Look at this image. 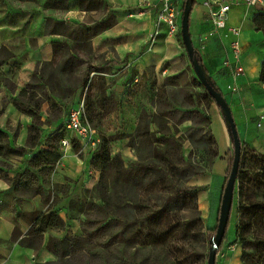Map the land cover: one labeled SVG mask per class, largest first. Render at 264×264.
Returning a JSON list of instances; mask_svg holds the SVG:
<instances>
[{
  "label": "crops",
  "instance_id": "obj_1",
  "mask_svg": "<svg viewBox=\"0 0 264 264\" xmlns=\"http://www.w3.org/2000/svg\"><path fill=\"white\" fill-rule=\"evenodd\" d=\"M27 1L30 0H0V46L6 45L15 55L0 68V72L14 82V87L9 88L0 80V128L7 134L6 151L0 153V264H35L55 260L56 255L47 247L49 237H62L78 228L77 218L69 216V203L61 197V188H75L77 184L91 187L98 182V173L88 153L82 151L83 156H80L73 144L61 145V137L68 135L58 129L65 112L51 118L49 103L43 101L37 114L41 122L39 135L35 143H31L33 116L14 104L16 95L30 79L37 63L50 61L55 45L64 41L66 33L57 28V21L72 28L80 22H96L109 12L124 13L121 22L107 25L90 37L94 59L91 63L98 66L93 73L106 75V100L113 101L114 107L102 111L101 123L93 126L99 133H114L115 137L108 142L121 146L116 151H122L132 136L127 121L133 122V130L137 127V110L144 109L154 117L149 121V129L155 135L180 137L185 152L192 147L188 134L193 129L192 117L186 115L174 119L162 114L164 128L167 129L164 130L156 120L160 114L158 103L179 108L187 114L194 109L206 116L201 132L204 128L211 132L216 154L208 165L189 176L187 184L196 187V208L203 218L207 216L208 219L210 191H215L222 184L228 157L232 153V138L224 115L215 102L210 103L205 114L206 109L196 104L189 91L183 90L188 99H174L176 91L180 92L178 88L187 86L175 82L180 75L177 62L180 44L176 35L167 34L166 26L162 24L157 37L150 42V34L155 28L154 10L141 6L138 0H94L100 6L73 3L55 6L54 11L41 10L40 6L27 7ZM184 1L179 0L181 9ZM11 2L23 4L11 7ZM115 6L120 10H115ZM178 22L180 24V18ZM227 25L237 26L238 32L232 33L225 27L214 28L209 18V7L203 0H195L189 13V33L200 53L204 72L223 93L240 141L244 143L242 148L251 147L264 155V83L259 79L264 60V46L260 45L264 41V6L233 4L228 11ZM202 35H206L203 44L200 41ZM233 39L238 40L241 50L238 62L233 60L230 52ZM14 61L18 63L17 67L13 65ZM239 63L243 71L235 74V66ZM228 85H234L235 89ZM80 101L71 104L76 106ZM41 149L57 153L58 159L54 162L41 160V165L34 166L31 159ZM54 186L56 189L53 190ZM53 194L55 201L49 197ZM53 210L62 218V226L48 227L41 232L29 231L33 223L29 213ZM232 213L233 209L231 217ZM37 228L38 224H35L33 229ZM20 239L29 243L24 244ZM216 264H226V261L218 262L216 257Z\"/></svg>",
  "mask_w": 264,
  "mask_h": 264
},
{
  "label": "rangeland",
  "instance_id": "obj_2",
  "mask_svg": "<svg viewBox=\"0 0 264 264\" xmlns=\"http://www.w3.org/2000/svg\"><path fill=\"white\" fill-rule=\"evenodd\" d=\"M73 3L100 6L94 0H30L25 5L54 11L55 6ZM15 4L23 3H9L11 7ZM114 9L120 10L116 6ZM123 15L109 12L96 22H80L72 28L57 23V28L65 32L66 37L55 45L53 58L38 63L36 72L29 79L30 91L37 92L39 97L51 98L57 105L52 109L49 106L51 118L62 116L73 105L71 103L83 100L90 122L98 126L102 111L113 106V101L106 100V75L93 73L98 66L91 63L94 59L90 37L107 25L121 22ZM176 38L180 44L177 54L180 75L175 82L187 86L178 88L180 92L176 91L174 99L181 100L185 97L183 90L189 91L207 114L211 101L193 74L179 32ZM260 45L264 46V41ZM157 109L160 114L156 120L164 130L167 129L162 114L174 119L186 115L192 117L193 129L188 133L192 139L191 149L184 151L180 137L155 135L149 129V121L154 117L144 109L137 110L135 130L132 129L133 122L127 121L132 136L128 145L122 147L123 152L116 151L120 145L108 142L111 156L119 155L123 166H119L115 159L102 169L92 164L98 180L101 176L96 185L83 187L77 184L75 188H61V197L70 205V214L78 220L76 233L81 235V242L73 248L77 252L58 258V264H206L210 238L205 235V227L209 220L197 210L194 189L187 183L193 171H199L202 165L210 162L204 146L206 138H211V132L205 128L201 132V125L207 119L194 109L187 114L179 108L159 103ZM100 136L106 141L115 137L114 133H101ZM73 147L83 156L76 142ZM245 153L243 166L251 180L247 195L252 200L264 201V185L257 187L256 184V179H264L258 171L260 166L250 162L247 147ZM214 186L215 182L212 188ZM49 197L53 201L56 199L54 194ZM237 202L235 196L223 248L218 254L216 252L217 261L264 264V212L255 210L251 216L243 214ZM211 224L216 225V222L212 219Z\"/></svg>",
  "mask_w": 264,
  "mask_h": 264
},
{
  "label": "trees",
  "instance_id": "obj_3",
  "mask_svg": "<svg viewBox=\"0 0 264 264\" xmlns=\"http://www.w3.org/2000/svg\"><path fill=\"white\" fill-rule=\"evenodd\" d=\"M194 3H195V0H192L191 9H192V6L194 5ZM183 4H182V9H183ZM88 6H90V5H88ZM58 22L59 21H57V23ZM87 28H89V27H87ZM195 55H196L198 61L202 64V59H201L200 53L198 52V49H196V48H195ZM14 57H15V55L6 47V45L2 44L0 46V68L4 63L7 62V60L13 59ZM43 62H47V61H43ZM13 65L15 67H17L18 63L14 61ZM36 68H37V65L33 69L32 73L36 72ZM11 71L14 73V70H11ZM208 79L214 85V87L217 88L216 85L214 84L213 80L209 77H208ZM259 79L264 83V60L262 63ZM0 80L2 82H4L9 88L14 87V82L12 81V79L10 77L5 76L2 72H0ZM29 84H30V82L28 80L25 83L24 87L16 95V97L14 99V104L20 110L25 111V112H27L33 116V124L31 125V128H30V130H31L30 131V142L35 143L34 142L35 138L38 137V135H39L38 128H39V125L41 123L40 118L37 115L38 111L41 107V103L43 101L47 100L49 102V106L51 109L57 107V105L53 102V100L51 98H49L47 96L39 97L37 95V92L30 91L29 90ZM203 88L205 90V93L209 97L210 101L215 102L214 99L208 94V92L206 91L204 86H203ZM6 137H7L6 132L2 128H0V153H3L6 151V144H5ZM205 142H206V144L204 146V150H206V152L209 154V158L211 160L213 158V156L216 154L214 138L212 136H211V138L208 136L206 138ZM212 142L214 145H212ZM242 146H244L243 142H241L240 163H239V169H238L237 178H236V185H235V189H234L232 204H233L234 198L236 196L238 199V202H237L238 208L242 209L243 214L251 216L254 214L255 210H262L264 212V201L252 200L250 198V196L247 195V193L251 190V188L249 187L251 180L249 179L248 171L243 166L244 160H245L244 155L246 153H245V149L242 148ZM247 148H248V153L251 157L250 162L252 164H258L260 166V167H258V171H260L261 177L264 178V155L256 152L251 147H247ZM58 157H59V155L57 153L51 151V150L41 149L37 154H35L32 157L31 162L34 166H38V165L42 164L41 160L54 162L55 160L58 159ZM90 159H91V163L93 165H96V166L100 167L101 169L103 167H105L113 159H115L117 161V164L119 166H121V167L123 166V162H122L119 155L115 154V155L111 156L108 141L104 140L103 138H102V142H101L99 149L91 156ZM231 160H232V153L228 157L227 169H226V173H225L224 179L222 181V184L220 186H218L215 189V191L214 190L210 191V212H209V217H208V220L210 222L208 221V223L205 227V235L208 238L213 236L215 233L216 225L211 224V223H212V219H213L217 224L218 213H219V204H220V200H221L223 186L225 185V182H226L229 170H230ZM144 166H147V165L144 164ZM203 167H205V165H202L200 170ZM196 172H198V171H193V173H196ZM255 176H257V175H255ZM100 178H101V176H100ZM100 178H99V180H100ZM216 178H217V176H216V174H214L213 179H215V181H216ZM256 180H257V182H256L257 187L264 185V179L260 178V179H256ZM191 187L194 189V192L196 194V187L195 186H191ZM244 198H246V200H244ZM43 199L47 200V197L43 196ZM68 206L70 209L69 204H68ZM231 209H232V205L230 208L229 217H228L227 224L225 227V232H224L223 238H222L217 250H219L221 248V246L223 245V243L226 239V234H227L226 232H227V229H228L230 222H231ZM29 215H30V218L33 220L32 226L29 228V231H31V232H36V231L41 232L42 230H44L48 227H52V226L58 227V226H62L64 223L62 218L57 214L56 210L48 211V212L34 211V212L29 213ZM70 215L71 214L69 213V216ZM242 223L244 225L243 221H242ZM35 224H38V228L36 230L33 229ZM242 237H244V235H242ZM19 241L24 243V244L29 243V241L26 239H20ZM80 242H81V235L76 233V232L67 234V235L62 236V237L50 236L48 241H47V247L56 255V259L45 261L42 263H35V264H58V261H57L58 258L69 257L73 253L77 252V250L74 251L73 248H76V246L79 245ZM209 244H210V241H209ZM215 264H216V258H215Z\"/></svg>",
  "mask_w": 264,
  "mask_h": 264
},
{
  "label": "built area",
  "instance_id": "obj_4",
  "mask_svg": "<svg viewBox=\"0 0 264 264\" xmlns=\"http://www.w3.org/2000/svg\"><path fill=\"white\" fill-rule=\"evenodd\" d=\"M141 6H147L154 10L155 28L150 34V42H153L159 33L160 26H166V32L170 35H176L179 32L180 24L178 18L181 17L182 9L179 0H138ZM203 3L209 7V18L214 28H227L232 33L238 32L235 25H227V15L230 7L237 3H246L249 5L259 4L264 6V0H203ZM205 36L201 37V44L204 43ZM230 52L234 61H240L241 50L237 39L230 41ZM228 62V59L226 60ZM225 61V62H226ZM243 71L242 65L239 63L235 66L234 73L238 74ZM235 89L234 85H228ZM68 135L61 137L62 146L77 143L79 151L88 153V158L92 156L100 147L102 138L97 129L90 123L86 114L83 101L78 104L71 105L67 108L65 115L58 127Z\"/></svg>",
  "mask_w": 264,
  "mask_h": 264
},
{
  "label": "water",
  "instance_id": "obj_5",
  "mask_svg": "<svg viewBox=\"0 0 264 264\" xmlns=\"http://www.w3.org/2000/svg\"><path fill=\"white\" fill-rule=\"evenodd\" d=\"M191 4L192 0H185L183 4L179 27L180 39L182 41V44L184 45L188 59L192 65V69L196 77L205 87L208 94L214 99L215 103L220 107L232 138V160L230 170L225 185L223 186L219 205L218 220L215 228V233L210 237V245L206 260V264H215L217 248L223 238L233 201V194L241 156V141L237 132L233 115L223 93L215 88L214 85L209 81L208 76H206L204 72L202 64L198 61L195 55V47L189 33V13L191 10Z\"/></svg>",
  "mask_w": 264,
  "mask_h": 264
}]
</instances>
